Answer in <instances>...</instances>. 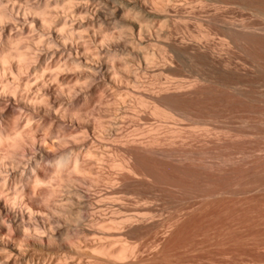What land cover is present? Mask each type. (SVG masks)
Instances as JSON below:
<instances>
[{
	"label": "rangeland",
	"instance_id": "1",
	"mask_svg": "<svg viewBox=\"0 0 264 264\" xmlns=\"http://www.w3.org/2000/svg\"><path fill=\"white\" fill-rule=\"evenodd\" d=\"M183 1L186 3L180 16L165 22L154 20L149 23L166 34L161 42L171 39L186 41L175 43L187 52L178 56L164 43L151 47L148 50L149 66L142 71L144 76L140 75L146 90L156 93L159 86L164 85L169 91L167 94L180 95L176 99L179 98L181 107L166 102H157V106L153 99L144 96L143 99L149 101L147 104L141 105L135 100L132 101L136 104L133 103L135 109L130 108L128 104L123 105L130 100L124 90L121 94L116 90L118 88L113 87L112 91V87H102L100 82V87L96 85L98 82L95 83L94 89H99V92L93 90L92 97L90 93L81 94L84 100L78 97L80 106L86 105L87 99L90 102L89 109L85 108L88 110L85 111L87 118L97 117L115 126L112 137L99 138L97 134L88 139L84 133L77 132L72 138L78 141L75 140L78 145L83 139L90 140L89 144H94L92 151L105 156H101L103 164L94 161L93 156H87L95 164L94 172H98L86 174L91 177L89 179L98 180L95 189L78 181L70 182L82 194L81 199L92 204H86L89 210L78 208L81 210H78V220L60 222V226L63 224L59 229L60 235L46 252L23 247L24 252L11 259L0 254V264H264V36L258 35L259 39L255 36L253 40L242 37L232 40L223 27L226 20L245 25L249 31L261 32L264 28V0ZM107 22L102 24L103 28L98 25L100 28L96 27V31L110 28L109 32L117 34L123 27L117 21ZM101 42L99 39L97 43ZM198 44L204 47L196 53L193 47ZM106 62L111 63L112 70L111 59L107 58ZM163 65L165 68L160 69ZM182 82L196 92L180 90L178 85ZM76 83L78 81L74 79L71 84ZM180 91L184 94H178L182 93ZM110 98H116L115 103ZM117 106L124 107L123 113ZM155 107L158 112H155ZM101 112L102 118L96 115ZM114 120L117 123H113ZM38 122L40 124L41 121ZM55 125L58 124L41 126L40 131L50 134L56 130V133L53 131L55 134L64 136L62 128L61 133L57 132L61 125L59 128ZM133 136L160 139L159 145L156 143L154 145L157 146L152 145V148L173 150L180 156L148 154L141 165L135 164L137 176L128 175L133 177L125 180L119 174L124 170L112 166V163L127 160V149L124 148L133 146L127 140ZM34 149L33 143L27 141L15 154L18 159L26 160L28 152ZM53 150L54 154L58 153V149ZM6 151L12 153L13 149L5 148ZM48 163L44 167H49L50 161ZM97 164L101 166L97 168ZM70 175L74 180L76 175ZM109 177L117 184L112 197L104 195ZM12 187L10 190L14 194L27 189L25 182ZM42 189L37 188L36 194L41 197L35 199L40 209L50 202L42 196L44 193L40 194ZM59 190L57 197L55 195L56 198L51 200L59 199ZM116 202L121 203L113 204ZM128 216L133 224L126 221ZM91 217H95V221ZM111 219L113 221L109 222ZM85 227H91L93 231L85 233ZM100 244L105 245H102L103 249ZM122 248L124 256L121 257L118 251Z\"/></svg>",
	"mask_w": 264,
	"mask_h": 264
},
{
	"label": "bare ground",
	"instance_id": "2",
	"mask_svg": "<svg viewBox=\"0 0 264 264\" xmlns=\"http://www.w3.org/2000/svg\"><path fill=\"white\" fill-rule=\"evenodd\" d=\"M185 3L183 0H0V105L2 106H0V254L6 259H11L23 253V247H27L29 250L46 252L57 239L60 227L64 223H69L70 220L79 219L80 212H78V208H87L86 204H92V202H84L83 198L81 199L82 194L80 195V191L78 192L70 182L78 181L81 185L90 186L91 188L96 186L99 183L98 180H91L89 179L91 177L88 178L86 176L88 172L95 173L94 171H96L95 164L93 163V165L90 159H87V156H93L94 161L97 163H102V157L105 158V156L101 155V157L98 153L92 151L91 146L94 144L90 145V140L83 139L84 141H82L80 139L82 141L80 145L85 147L80 148L82 146L78 145V141L72 138L77 132L84 133L83 136L88 139L97 134L100 135L99 138H104L108 135L111 136L115 131V126H112L113 124L110 125L111 123L109 124L108 122L105 123L101 119H97V117L95 119L87 118L85 111L87 112V109H89V100L85 95V100L87 99L85 102L88 101L86 103L87 106L84 102L82 104L85 107L80 109L78 102L81 94L89 95L90 93L89 96H91L93 90L96 93L99 89L97 90L96 88L95 91L94 85L96 82H98L96 85H99L100 82L102 87H112V91L113 87L115 89L118 88L116 90H120L119 92L124 90V94L128 95L130 100L125 99V102L128 101V103L123 105L128 104L131 106L130 108L135 109L133 105L135 102H132L135 100L141 105L147 104L146 102L149 101L143 99L144 96L153 99L156 105L157 102L179 105L178 99L180 95L176 93L179 97L176 99L177 96L175 94H167L169 91H167V86L164 85L159 86L157 94L150 92L148 91L149 89L146 90V87L142 85L143 81H140V75L142 71L146 70V66H149L148 50L160 43H164L161 41L166 35L162 29H155L149 22L154 20L156 22H165L180 16L183 12H181V9H183ZM109 20L122 24L123 27L120 28L117 34L109 32L110 28H108L109 30L104 28L103 30L101 29L102 31L100 29L98 30L99 32L96 31V27L100 28L98 25L101 24L102 27V24ZM223 27L232 40L240 39V37L253 40L255 36L256 38L258 35L260 37L264 36V28L261 31L262 33H258L255 30L249 31L245 25H236L235 22L231 23V21L226 20L223 21ZM99 39L102 40L101 43H97ZM178 41L177 39H171L164 44L173 49L178 56H183L187 51L176 45L175 42ZM203 47L198 44L193 49L196 53H199ZM107 58H110L113 62V71L111 70V63L108 64L106 62ZM164 65L159 68H165ZM74 79L78 81L76 85L71 84ZM169 87L171 88V86ZM178 88L186 91V93L196 92L193 87H185L183 82L178 85ZM158 93L161 95H158ZM178 94L182 95L184 93ZM99 95L103 97V94ZM110 100L115 103L116 98H110ZM103 101L101 100V102ZM75 105L79 109H76ZM86 107L87 109H85ZM116 108L120 112L124 110L122 106H117ZM136 109H138L137 106ZM154 110L158 112L157 107ZM97 114L101 116L103 113ZM162 114L167 115V113ZM90 116L95 117L91 113ZM38 120L41 121V125ZM54 123L61 125V127L55 126H58L57 128L60 127V129L56 128L57 132L60 131L61 133V130H64V134H62L64 136L60 135V137L55 134L56 130H53L54 133L51 128L50 131L54 135L52 133L43 134L40 131L41 126L49 125L52 127L51 125ZM113 123H117V121L114 120ZM106 124L109 125L107 126ZM105 126L108 129L107 127L104 129ZM44 130L46 129L44 128ZM134 136L127 139L130 145L132 144L133 146L124 148L127 149V160L123 158L125 161L121 163H117V161L112 163L110 161L112 166L124 170L123 172L119 170L122 172L119 174L125 180L133 177L128 175L138 174L135 164L143 162L144 157L148 156V154H151V156L163 154V156L171 157L178 155L173 150L155 149L154 144L157 143L159 145L160 139L149 138L147 140L148 137L143 139L142 137ZM99 138L97 136V139ZM27 141L33 143L35 151L30 152V149L26 160H23V158L18 159L15 154L16 150ZM88 144L90 147H88ZM152 145H154L153 148ZM53 147L58 149L57 154L53 153ZM5 148H12L13 152H4ZM79 148L84 149V151H80ZM43 161H47V163L45 164ZM49 161V167H44V164H49ZM98 165L100 164H97L96 167ZM72 173L76 175L75 178L73 177L74 180L70 177ZM98 178L100 181L101 178L99 176ZM115 178L117 179V177ZM24 182L27 187V189H23L24 192L14 191L15 194L11 192L12 185ZM106 182L108 187L107 189L105 188L106 192L102 190L105 192L103 194L106 197H112L116 193L115 186L117 184L115 185V179L110 177ZM119 182L121 183V181ZM42 185H46L47 188H40ZM38 187L42 189L40 194L44 193L42 196L50 201L45 206L46 208L42 206L44 208L41 209L44 211L37 206V200L35 201V199L41 197L39 193L38 195L36 194ZM101 187H103L102 184ZM58 190L60 193L59 199L51 200L54 199L53 197H55ZM28 193L31 195L27 196ZM116 199L119 200L118 198ZM117 202L113 204L121 203ZM118 208L121 210L120 206ZM111 215L113 216V214ZM129 216L126 221L132 223L133 220ZM91 219L93 218L91 217ZM96 219V221L101 220ZM113 219L109 220V222L113 221ZM93 221H95V217ZM60 222L63 223L61 226ZM92 229L91 227L86 228L85 233L93 231ZM102 245L105 246L104 244ZM118 255L124 256L123 248L118 251Z\"/></svg>",
	"mask_w": 264,
	"mask_h": 264
}]
</instances>
